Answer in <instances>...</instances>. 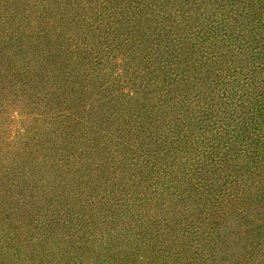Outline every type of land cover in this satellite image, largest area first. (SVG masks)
I'll return each mask as SVG.
<instances>
[{"label":"trees","instance_id":"trees-1","mask_svg":"<svg viewBox=\"0 0 264 264\" xmlns=\"http://www.w3.org/2000/svg\"><path fill=\"white\" fill-rule=\"evenodd\" d=\"M11 104L0 264H264V0H0Z\"/></svg>","mask_w":264,"mask_h":264},{"label":"rangeland","instance_id":"rangeland-1","mask_svg":"<svg viewBox=\"0 0 264 264\" xmlns=\"http://www.w3.org/2000/svg\"><path fill=\"white\" fill-rule=\"evenodd\" d=\"M29 116H27V111L20 113L19 108L13 104L4 111L0 113V132L6 136L13 137V139L23 135L25 137L27 130L37 128L39 125L35 124ZM14 152L22 153L23 148L21 145H16L12 147ZM30 210L39 209L40 207H27ZM11 209H16V207H11ZM11 226H15L12 224Z\"/></svg>","mask_w":264,"mask_h":264}]
</instances>
